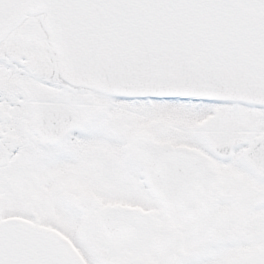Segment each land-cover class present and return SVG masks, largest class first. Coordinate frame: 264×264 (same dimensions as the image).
Here are the masks:
<instances>
[{"label":"snow or ice","instance_id":"1","mask_svg":"<svg viewBox=\"0 0 264 264\" xmlns=\"http://www.w3.org/2000/svg\"><path fill=\"white\" fill-rule=\"evenodd\" d=\"M0 264H264V0H0Z\"/></svg>","mask_w":264,"mask_h":264}]
</instances>
